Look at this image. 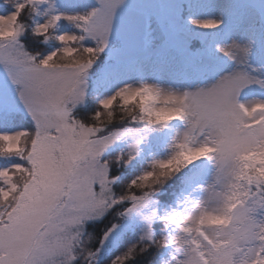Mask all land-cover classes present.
I'll list each match as a JSON object with an SVG mask.
<instances>
[{"label":"snow or ice","instance_id":"1","mask_svg":"<svg viewBox=\"0 0 264 264\" xmlns=\"http://www.w3.org/2000/svg\"><path fill=\"white\" fill-rule=\"evenodd\" d=\"M77 2L0 0V264H264V0Z\"/></svg>","mask_w":264,"mask_h":264},{"label":"rangeland","instance_id":"2","mask_svg":"<svg viewBox=\"0 0 264 264\" xmlns=\"http://www.w3.org/2000/svg\"><path fill=\"white\" fill-rule=\"evenodd\" d=\"M142 4L144 6H151V5H154L155 3H157V0H141ZM87 3L89 5L93 4L94 3V0H87ZM80 4V5H79ZM78 5L80 7H83L84 5L82 3H78L77 0H67V6L71 9V8H74V7H78ZM122 25V22L121 20L118 18L117 20V28L119 29ZM211 36H212V31L209 30L208 31V37L209 39H211Z\"/></svg>","mask_w":264,"mask_h":264},{"label":"trees","instance_id":"3","mask_svg":"<svg viewBox=\"0 0 264 264\" xmlns=\"http://www.w3.org/2000/svg\"><path fill=\"white\" fill-rule=\"evenodd\" d=\"M79 5H80V4H79ZM79 5H78V7H80Z\"/></svg>","mask_w":264,"mask_h":264}]
</instances>
